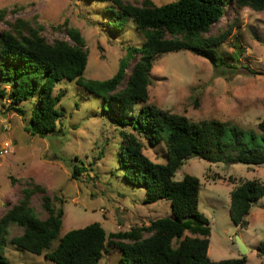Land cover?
<instances>
[{
    "label": "rangeland",
    "instance_id": "374dc122",
    "mask_svg": "<svg viewBox=\"0 0 264 264\" xmlns=\"http://www.w3.org/2000/svg\"><path fill=\"white\" fill-rule=\"evenodd\" d=\"M139 4L142 0H125ZM161 6L174 0H152ZM7 10L6 21L23 19L44 27L48 42L63 40L72 43L66 28L79 30L89 51L83 77L105 81L115 76L127 47L141 48L146 37L133 20L115 30L111 26L109 10L117 8L109 0H0V12ZM0 21V30L7 24ZM228 25L232 34L223 44L221 55L233 54L240 47L238 61H231L236 69L215 70L206 58L183 50L158 55L152 69L149 101L136 106L158 108L187 116L190 120H219L240 128L257 131L264 118V11L243 8L237 13L226 9L223 19L207 34L218 35ZM130 62L128 74L135 63ZM10 90L0 78V90ZM64 93L58 103L62 113L54 132L44 136L32 135L27 127L36 106V98L24 101L25 114L19 115L6 97L0 96V218L18 204L23 189L32 183L42 186L48 196L60 199L56 208H63L64 218L60 238L67 232L99 223L106 233L129 231L135 226L148 225L152 220L169 217L171 205L166 200L145 203L146 190L127 182L119 166L121 131L133 132L132 126L119 127L110 114L107 94H92L75 81L63 80L54 96ZM144 153L157 163L167 162V148L155 146L140 137ZM75 166L84 170L73 178ZM186 175L201 182L199 210L210 220L209 257L213 261L242 256L235 243L239 236L249 251L247 264H264V256L257 254V246L264 243V197L251 209L249 227L241 229L230 218L231 191L246 180L264 182V166L209 163L198 157L184 162L175 180ZM43 194H36L31 207L41 219L47 215L42 207ZM23 228L11 225L3 253L11 264H55L43 255L18 249L11 241L22 235ZM189 235V233H186ZM58 244L56 240L52 248ZM121 252L108 247L100 264H120Z\"/></svg>",
    "mask_w": 264,
    "mask_h": 264
},
{
    "label": "trees",
    "instance_id": "16d2710c",
    "mask_svg": "<svg viewBox=\"0 0 264 264\" xmlns=\"http://www.w3.org/2000/svg\"><path fill=\"white\" fill-rule=\"evenodd\" d=\"M109 1L117 8L108 11L111 26L118 31L133 20L146 41L141 48L127 47L117 74L105 81L83 77L89 51L79 30L66 28L72 43L48 42L42 34L43 26L23 19L6 21L7 10H2L0 21H6L7 28L0 30V78L10 90H0V96L7 97L11 108L22 116L23 102L36 98L27 130L44 136L55 131L62 117L58 103L64 93L54 96V92L63 80L75 81L92 94H107L105 102L112 107L114 123L122 128L132 126L133 130L121 131L118 162L125 179L145 188V203L169 202L172 214L110 235L101 224L92 223L60 238L65 215L63 208L55 206L60 198H51L42 186L32 183L23 189L19 203L0 218V264H11L3 253L11 225L23 228L22 235L11 241L15 247L44 254L55 264H100L108 247L121 252L120 264H247L246 256L211 260L210 220L199 210L201 182L191 175L180 181L175 177L184 162L194 157L209 163L264 166V118L257 131H246L231 122H195L152 104L142 107L139 114L134 112L137 105L149 101L148 88L158 55L187 50L209 60L217 71L236 69L228 61H238L239 46L233 54L219 53L232 34L231 26L218 35L207 34L223 19L227 8H234L236 13L246 7L264 11V0H174L161 6L152 0L139 4ZM134 58L137 59L128 74ZM140 137L152 146L163 143L167 162L157 163L146 156ZM82 170L84 167L75 166L72 177L77 178ZM38 193L43 194L42 207L47 215L44 220L31 207L32 198ZM262 197L264 182L259 179L235 186L229 210L234 225L247 229V217ZM56 240L58 244L52 248ZM257 254L264 256L263 242L257 246Z\"/></svg>",
    "mask_w": 264,
    "mask_h": 264
},
{
    "label": "water",
    "instance_id": "95a60500",
    "mask_svg": "<svg viewBox=\"0 0 264 264\" xmlns=\"http://www.w3.org/2000/svg\"><path fill=\"white\" fill-rule=\"evenodd\" d=\"M235 243H236V245H237V247H238V250H239L240 254H241L242 256H245V255L248 253L249 249H248V247L245 245V243L243 242V240H242L239 236H237V237L235 238Z\"/></svg>",
    "mask_w": 264,
    "mask_h": 264
},
{
    "label": "built area",
    "instance_id": "2783aa9c",
    "mask_svg": "<svg viewBox=\"0 0 264 264\" xmlns=\"http://www.w3.org/2000/svg\"><path fill=\"white\" fill-rule=\"evenodd\" d=\"M9 153V147H6V148H4V149H0V154H2V155H6V154H8Z\"/></svg>",
    "mask_w": 264,
    "mask_h": 264
}]
</instances>
